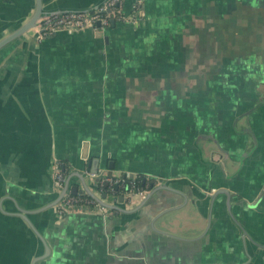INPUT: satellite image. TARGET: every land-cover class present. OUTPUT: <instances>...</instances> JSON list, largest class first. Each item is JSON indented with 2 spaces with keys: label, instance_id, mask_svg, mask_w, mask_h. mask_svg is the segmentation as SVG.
Listing matches in <instances>:
<instances>
[{
  "label": "crops",
  "instance_id": "obj_1",
  "mask_svg": "<svg viewBox=\"0 0 264 264\" xmlns=\"http://www.w3.org/2000/svg\"><path fill=\"white\" fill-rule=\"evenodd\" d=\"M124 1L138 22L58 30L37 52L28 37L16 46L31 71L22 103L50 127V141L46 135L36 147L64 163L65 177L89 170L82 158L88 142V157L100 158V170L113 162L115 177L142 175L186 192L189 202L156 222L183 237L206 227L210 201L198 197L199 189L227 188L233 212L264 245V0ZM21 2L0 0V22L26 15ZM14 162L3 163L4 193L23 198L51 188V178L38 180V168ZM71 185L82 187L80 178L73 176ZM108 194L110 201L125 195ZM225 199L197 241L150 228L155 215L184 200L168 190L137 214L69 212L49 223L53 254L40 264H264V248L245 245ZM7 218L0 215V228L12 233Z\"/></svg>",
  "mask_w": 264,
  "mask_h": 264
},
{
  "label": "water",
  "instance_id": "obj_2",
  "mask_svg": "<svg viewBox=\"0 0 264 264\" xmlns=\"http://www.w3.org/2000/svg\"><path fill=\"white\" fill-rule=\"evenodd\" d=\"M108 1L96 0L84 7H74L69 6L67 0H22V6L27 10L26 15L23 14L19 17L18 22H10L8 19L6 22H0V215L9 218L4 225L8 231H12V233H8L5 229L6 233H4L3 229L0 228V264H40L51 258L53 250L46 234L51 220L60 218L56 213V206L62 204L68 195L79 194L92 197L97 202V206L69 208V212L102 209L107 213L118 211L124 214H137L155 198L159 191L168 190L178 193L183 197V202L155 215L150 228L158 234L181 241H197L210 232L217 217V201L220 197L225 196L228 215L240 230L245 245L246 241H249L250 245L264 248V245L251 235L247 227L233 212V196L227 188H219L214 191H210V189L201 191L199 189L198 197H209L210 202L206 227L201 234L195 237H183L162 230L156 225L159 218L169 212L183 208L190 200L186 192L175 189L168 181L153 183L145 195L140 197V201H136V204L133 203L135 198L130 199L126 194L110 201L109 194L107 192L101 193L99 185L103 178L114 176V163H109L108 171L100 170V158L88 157V142L83 144L82 158L86 160L89 170L86 173L69 172L63 186H58L55 177L58 160L53 159L49 149L44 148L42 150L36 147L40 143H45L46 138L44 137L46 135L49 136L50 141V127L49 125H40L45 122L40 118L39 110H27L28 108L22 103L24 98L29 96V91L31 92V71L29 74L25 72L29 69L28 64L30 62H23L21 56L23 51L20 50L22 53L19 55L16 46L24 37H28L33 41V52H37L36 47L42 40L57 33L56 31L43 36L45 29L42 26L47 19L54 16L62 17L70 13L88 14L98 10ZM26 2L28 3L26 4ZM16 17L18 15H15ZM111 23L114 24L115 20H112ZM97 25L100 26V23ZM10 55L17 56L12 58ZM26 99L29 100V98ZM24 109L30 112V119ZM40 138H42L41 141ZM33 153L35 154L34 157ZM45 153L49 155L46 156ZM18 155L20 156L17 157ZM9 162H14L18 167L27 171L33 167L38 168L39 173L36 174L39 177L38 180H43L44 177L51 178V188L29 192L23 198H18L12 191H10L12 194L4 193V186L7 184L2 175V168L3 163L8 164ZM29 173L35 175L34 172ZM73 176L80 178L82 187L71 185ZM115 187L117 188L118 185ZM192 203L195 204V199L192 200Z\"/></svg>",
  "mask_w": 264,
  "mask_h": 264
},
{
  "label": "built area",
  "instance_id": "obj_3",
  "mask_svg": "<svg viewBox=\"0 0 264 264\" xmlns=\"http://www.w3.org/2000/svg\"><path fill=\"white\" fill-rule=\"evenodd\" d=\"M112 20L120 21V22H138V18L136 15L128 14L125 10V1L124 0H109L104 6H101L98 10L86 13H70L65 14L62 17L54 16L47 19L43 26L45 31L43 36L46 34H52L58 30H67V31H74V30H86V29H93L97 30L98 28H107ZM100 23V26L97 25ZM56 182L58 186H63L65 182V174L60 168V164L58 163L57 170H56ZM126 178H135V176H127L126 174H122V176L118 177H107L103 178L100 186L103 187L106 183L115 186L118 185L120 182H123ZM111 193L114 189L111 188ZM148 189H140L132 187L131 190L126 192V196L132 198L142 197ZM96 207L97 202L95 199L88 195H68L62 204L56 206V213L59 217H63L69 213V208L75 207Z\"/></svg>",
  "mask_w": 264,
  "mask_h": 264
},
{
  "label": "trees",
  "instance_id": "obj_4",
  "mask_svg": "<svg viewBox=\"0 0 264 264\" xmlns=\"http://www.w3.org/2000/svg\"><path fill=\"white\" fill-rule=\"evenodd\" d=\"M64 165V163L60 162V166L62 167ZM144 176L142 175H138L135 176V178H126L123 182H120L118 184V187L116 188L115 186H112L108 183H106L103 187L100 186V188L107 193H111V188L114 189L113 192H115L116 194L118 193H126L129 190L132 189V187L134 186L136 189L140 188V189H150L151 185L154 183V181H151L149 179H146Z\"/></svg>",
  "mask_w": 264,
  "mask_h": 264
},
{
  "label": "rangeland",
  "instance_id": "obj_5",
  "mask_svg": "<svg viewBox=\"0 0 264 264\" xmlns=\"http://www.w3.org/2000/svg\"><path fill=\"white\" fill-rule=\"evenodd\" d=\"M126 194V193H125Z\"/></svg>",
  "mask_w": 264,
  "mask_h": 264
}]
</instances>
